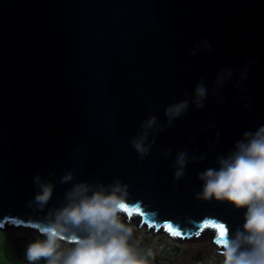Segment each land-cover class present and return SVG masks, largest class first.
<instances>
[{"label":"water","instance_id":"obj_1","mask_svg":"<svg viewBox=\"0 0 264 264\" xmlns=\"http://www.w3.org/2000/svg\"><path fill=\"white\" fill-rule=\"evenodd\" d=\"M228 69L232 77L216 88ZM201 81L208 96L197 108ZM181 100L188 110L166 126L165 109ZM152 115L164 130L150 133L155 143L141 159L131 140ZM260 126L264 0H0V228L40 234L35 223L66 204L74 184L119 180L128 208L140 209L121 213L151 232L181 241L215 221L234 236L246 209L197 199L198 174ZM178 151L190 157L179 180ZM68 172L73 180L62 183ZM37 175L55 185L43 211L29 206ZM203 231L221 253L217 230Z\"/></svg>","mask_w":264,"mask_h":264},{"label":"clouds","instance_id":"obj_2","mask_svg":"<svg viewBox=\"0 0 264 264\" xmlns=\"http://www.w3.org/2000/svg\"><path fill=\"white\" fill-rule=\"evenodd\" d=\"M199 47L197 45V49ZM195 54L196 50L193 51ZM232 74V70L228 69L217 79L216 88L221 87ZM246 78L247 67L241 71L236 86L240 87L241 81ZM207 96L208 89L201 81L195 88L191 103L203 108ZM189 106L188 100L170 104L165 109L168 118L166 126H171ZM140 127L142 130L132 138L131 144L143 159L155 143V139L149 142L150 133L163 131L164 128L158 126L155 115L146 119ZM216 136L218 139L219 132ZM171 151V148L167 149L164 155H171ZM189 159L188 152H177L174 164L177 180L185 175ZM198 159L203 160L204 157ZM217 164V168H207L198 174L203 187L196 198L227 201L237 209H246L243 231L237 229L234 236L227 232L220 244L223 264H264V126L258 127L255 132H244L243 138L236 142L227 156L217 157ZM73 178V173L68 172L61 182L67 183ZM34 182L39 191L29 201V206L35 205L37 210L43 211L52 198L55 185L42 181L40 175L35 176ZM127 194V185L119 180L110 185L74 184L65 194L67 203L50 209L42 220L35 223L45 239L27 246L26 260L29 264H37L41 259L47 264H147V260L129 244L132 228L121 219V212L128 207ZM61 241L74 247L62 251Z\"/></svg>","mask_w":264,"mask_h":264},{"label":"rangeland","instance_id":"obj_3","mask_svg":"<svg viewBox=\"0 0 264 264\" xmlns=\"http://www.w3.org/2000/svg\"><path fill=\"white\" fill-rule=\"evenodd\" d=\"M125 223L132 228V232L135 231L136 234L147 237L151 241H153V238L160 237L161 231L153 232L152 234L149 230L146 234H144V227L139 229L137 227L138 221L133 216ZM166 235L175 245H177L179 248H182V254H185V259H187V257H195L199 252L207 253L208 250H212L214 252L217 249V247L212 243V237L208 231H203L199 236L181 241H176L170 235ZM14 238H17L19 244H22L24 247V255L22 258L25 263L21 260V258L15 256V248L10 241L14 240ZM43 239H45V237L35 231L23 227H13L10 224H6L4 228H0V264H29L25 258L27 246L35 240ZM216 257L217 263L222 264L224 260L223 256L219 254ZM177 263L182 264V261L178 260Z\"/></svg>","mask_w":264,"mask_h":264},{"label":"built area","instance_id":"obj_4","mask_svg":"<svg viewBox=\"0 0 264 264\" xmlns=\"http://www.w3.org/2000/svg\"><path fill=\"white\" fill-rule=\"evenodd\" d=\"M120 215L124 222H127L129 219H131V217L128 219L126 214L121 213ZM137 227L140 229L143 226H140L138 223ZM147 231L149 230L145 229L144 227V234H146ZM151 233L153 234V232ZM143 239L144 237L142 235L137 234L133 242H129V244L135 247L139 253V248ZM60 245L62 251H67L68 249L74 247L73 244L67 243L65 241H61ZM175 246L176 245L167 237L166 233L161 232L160 237L153 238V241L148 239L146 246L142 251L141 257L147 260V264H178L174 249ZM152 252H155L159 257H150ZM219 254L220 253L218 252V249H216L214 252L212 250H208L207 253H202L201 257L195 256L197 258L193 260V264H218L216 256Z\"/></svg>","mask_w":264,"mask_h":264},{"label":"snow or ice","instance_id":"obj_5","mask_svg":"<svg viewBox=\"0 0 264 264\" xmlns=\"http://www.w3.org/2000/svg\"><path fill=\"white\" fill-rule=\"evenodd\" d=\"M124 211L126 213H133V212H140V209L137 207V208H128L126 207L124 209ZM149 227H152L151 224H149ZM163 228L169 232L173 237H182L183 236V233L181 230H179L178 227H174L172 223H165L163 224ZM205 228H212V229H215L217 230V238L215 240V243L217 245H220L222 244V240H223V237L225 236V234L227 233V229H226V226L224 223H218V222H215V221H208V222H205L203 223L202 225H200V230L199 231H196L194 234L196 236H199L201 234V232L205 229Z\"/></svg>","mask_w":264,"mask_h":264},{"label":"crops","instance_id":"obj_6","mask_svg":"<svg viewBox=\"0 0 264 264\" xmlns=\"http://www.w3.org/2000/svg\"><path fill=\"white\" fill-rule=\"evenodd\" d=\"M136 233L135 231L132 232V236L129 240V242H133V240L135 239L136 237ZM6 236V235H5ZM7 238V237H6ZM145 240H148L147 237H144ZM10 240V239H9ZM15 248V256L16 257H19L21 258V260L23 261V255H24V247L22 246V244L20 245L19 242H18V239L17 238H14V240H10ZM36 241V240H35ZM175 249V254H176V259L177 261H182V264H193V260L197 257H187V259H185L186 257L184 256L185 254H182V248H179L177 245L174 247ZM202 254V253H201ZM150 257H158V255L155 253V252H152ZM185 257V258H184ZM24 262V261H23ZM25 263V262H24ZM39 263V261H38ZM37 263V264H38Z\"/></svg>","mask_w":264,"mask_h":264},{"label":"trees","instance_id":"obj_7","mask_svg":"<svg viewBox=\"0 0 264 264\" xmlns=\"http://www.w3.org/2000/svg\"><path fill=\"white\" fill-rule=\"evenodd\" d=\"M147 241H148V240H145V239L142 240V242H141V246H140V248H139V254H140V255L142 254V251H143V249L145 248ZM33 242H34V241H33ZM197 256H198V257H201V253L199 252V253L197 254ZM158 257H159V256H158ZM38 264H47V262H46V260L41 259V260L39 261Z\"/></svg>","mask_w":264,"mask_h":264}]
</instances>
